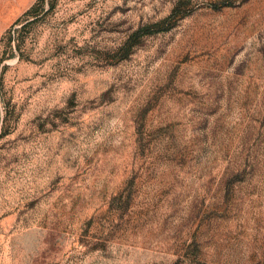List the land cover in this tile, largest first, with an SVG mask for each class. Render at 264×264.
Wrapping results in <instances>:
<instances>
[{"label": "rangeland", "instance_id": "obj_1", "mask_svg": "<svg viewBox=\"0 0 264 264\" xmlns=\"http://www.w3.org/2000/svg\"><path fill=\"white\" fill-rule=\"evenodd\" d=\"M0 264H264V0H0Z\"/></svg>", "mask_w": 264, "mask_h": 264}, {"label": "trees", "instance_id": "obj_2", "mask_svg": "<svg viewBox=\"0 0 264 264\" xmlns=\"http://www.w3.org/2000/svg\"><path fill=\"white\" fill-rule=\"evenodd\" d=\"M34 9V7H32Z\"/></svg>", "mask_w": 264, "mask_h": 264}]
</instances>
